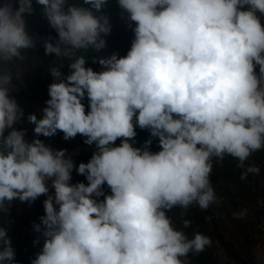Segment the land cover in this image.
<instances>
[{
    "label": "clouds",
    "instance_id": "obj_1",
    "mask_svg": "<svg viewBox=\"0 0 264 264\" xmlns=\"http://www.w3.org/2000/svg\"><path fill=\"white\" fill-rule=\"evenodd\" d=\"M65 2L36 0L58 33L55 43L45 40V54L71 62L66 77L51 69L42 117L28 119L38 136L59 130L65 140L80 134L95 144L76 169L88 183H70L74 163L64 150L28 143L13 127L22 112L9 97L12 75L0 70V209L47 195L52 181L35 226L45 240L32 264H188L182 258L211 241L199 232L189 239L167 213L216 201L214 158L231 156L243 168L264 149V0H118L135 23L134 39L125 56L99 59V72L76 53L105 47L108 20L89 8L65 11ZM106 2L84 0L97 11ZM32 11V0H0V65L35 47L24 19ZM136 126L158 138L159 151L151 139L133 146ZM14 256L0 228V264H15Z\"/></svg>",
    "mask_w": 264,
    "mask_h": 264
},
{
    "label": "trees",
    "instance_id": "obj_2",
    "mask_svg": "<svg viewBox=\"0 0 264 264\" xmlns=\"http://www.w3.org/2000/svg\"><path fill=\"white\" fill-rule=\"evenodd\" d=\"M18 7V4H15ZM69 6L89 8L93 15L102 18L106 17L109 25L114 22V17L119 11L118 0H107L101 10L91 8L90 4H85L84 0H75L65 3V11ZM33 11L31 14H24L26 21V31L35 41V47L22 51L23 60H13L0 65V70L12 75V83L9 86V97L15 99L22 114L28 119L29 115L35 114L37 118L42 117L43 109L47 106L46 101L50 99L48 88L54 79L51 75L53 67L59 68L63 76L70 74L68 65L71 60L67 57L57 58L54 54L46 55L44 42L51 40L55 43L58 40V33L52 28L43 14V7L32 0ZM264 24V18H262ZM135 23L126 30L120 41H114L115 30L108 34H101L105 40V47L99 51L89 48L80 50L76 55H83L86 58V67L94 70L96 65H100L98 60L110 58L112 50L116 46L120 48L121 57L130 50L134 39L133 29ZM101 69H103V66ZM101 70V71H102ZM258 71V69H257ZM86 113L89 110L87 96L82 100ZM29 121V119H28ZM30 127L36 139L43 143V135L34 132L35 125L29 121ZM13 127L24 132L23 126L17 121ZM11 129L5 131V136ZM137 135L134 138V147H143L145 141L151 139L150 150L157 152L160 150L158 138H152L148 130H142L136 126ZM57 144L62 146L66 158H70L74 163L71 172V184L83 182L88 183L84 175L78 174L76 169L80 163H87L93 153L97 151L95 144L84 143L85 137L78 134V145L74 148L68 146V140L63 138V133L59 130L53 136ZM121 140L118 139L114 146H119ZM213 169L210 176L211 185L215 190L216 201L206 210H201L198 205L193 204L187 210L173 208L167 214L171 218L173 226L182 230L191 239L199 232L207 236L211 243L199 253H189L186 258L188 264H212L220 258L219 251L228 257L232 264H256L252 253L253 235L259 230V223L264 216V149L254 152L244 167L238 166L239 161L231 156H225L222 161L215 158L212 161ZM250 166L259 168V173L249 172ZM105 195L111 194L110 188L103 186ZM54 195V192H50ZM99 199H103V196ZM44 202V201H43ZM41 204L39 210L27 219L25 224L12 223L7 212V203L4 209H0V228L7 231L14 249L15 264H30V250L33 239L40 234L35 226L41 223ZM240 213H244L242 216ZM45 214V213H44ZM190 221L188 227L184 226V221ZM264 243V242H262ZM42 245H38L35 257L42 250ZM220 249V250H219Z\"/></svg>",
    "mask_w": 264,
    "mask_h": 264
},
{
    "label": "rangeland",
    "instance_id": "obj_3",
    "mask_svg": "<svg viewBox=\"0 0 264 264\" xmlns=\"http://www.w3.org/2000/svg\"><path fill=\"white\" fill-rule=\"evenodd\" d=\"M70 1H75V0H66L65 3ZM13 6L16 7L15 3ZM132 24L133 22H130L128 20L127 13L120 8L114 17V22L110 24L111 32L115 30L114 41L115 40L120 41V37L123 36V34ZM113 54H117L118 57H121L120 48L118 46L113 48L112 55ZM101 70L102 69L100 65H96L94 67V71L99 72ZM44 144L46 146L51 147L53 150H62L61 149L62 146H59L57 144V140L53 139L52 137H46ZM67 145L70 146L71 148L76 147L78 145V134L75 138L68 139ZM47 186L49 187V193L54 192V188H52L51 180L47 181ZM49 193L48 195H50ZM43 201L44 198L43 195H41L36 200L31 202L28 201L22 202L19 199H15L10 204L7 203V209H8L7 212L11 222L18 224H25L26 222H28L27 219L33 214V212H35L36 210L38 212L40 204H41V209L39 212H41V215L44 216L45 210H44ZM258 226L259 227L257 228H259V230L253 235L252 253L256 264H264V243H262L264 242V216H262ZM219 253H220V258L216 262H213L212 264H232L231 261L228 259V257L222 252V250H220Z\"/></svg>",
    "mask_w": 264,
    "mask_h": 264
},
{
    "label": "bare ground",
    "instance_id": "obj_4",
    "mask_svg": "<svg viewBox=\"0 0 264 264\" xmlns=\"http://www.w3.org/2000/svg\"><path fill=\"white\" fill-rule=\"evenodd\" d=\"M21 120H22L23 125H24V139H25L26 142L31 143L36 138H35V136H34V134L32 132V129H31L30 124H29V121L23 115H21ZM45 199H47V198H44V200ZM42 232H43V228L41 229L40 234L33 239L32 247H31V250H30V258L32 260H33V257L35 255L36 249H38V245L39 244L41 245V243H43L44 240H45V237L43 236ZM30 264H32V262H30Z\"/></svg>",
    "mask_w": 264,
    "mask_h": 264
},
{
    "label": "water",
    "instance_id": "obj_5",
    "mask_svg": "<svg viewBox=\"0 0 264 264\" xmlns=\"http://www.w3.org/2000/svg\"><path fill=\"white\" fill-rule=\"evenodd\" d=\"M23 115V114H22ZM24 116V115H23ZM19 122H20V124L23 126V129H24V125H23V122H22V120H21V117H20V119L18 120ZM48 197V194L47 195H43V198H47ZM34 257H35V255H34ZM34 257H33V260H34ZM32 260V261H33Z\"/></svg>",
    "mask_w": 264,
    "mask_h": 264
}]
</instances>
